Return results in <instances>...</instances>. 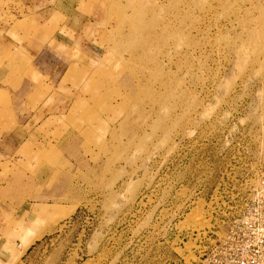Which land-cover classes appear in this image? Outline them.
Returning a JSON list of instances; mask_svg holds the SVG:
<instances>
[{
  "label": "rangeland",
  "instance_id": "obj_1",
  "mask_svg": "<svg viewBox=\"0 0 264 264\" xmlns=\"http://www.w3.org/2000/svg\"><path fill=\"white\" fill-rule=\"evenodd\" d=\"M58 3L71 20L26 75L33 105L67 116L32 165H0V207L48 214L11 264L188 260L183 238L212 195L248 179L264 203V0Z\"/></svg>",
  "mask_w": 264,
  "mask_h": 264
},
{
  "label": "crops",
  "instance_id": "obj_2",
  "mask_svg": "<svg viewBox=\"0 0 264 264\" xmlns=\"http://www.w3.org/2000/svg\"><path fill=\"white\" fill-rule=\"evenodd\" d=\"M58 2L4 0L0 3V165L26 168L57 146L46 139L49 133L44 129L67 115L59 110L57 115H51L45 102L38 101L34 106L32 96L38 85L31 83L26 74L30 69L44 71L47 66L43 59L48 53L47 45L55 40L51 36L63 29L61 19L66 17ZM66 19L64 28L71 20ZM55 44L54 49L64 45L60 41ZM97 80L90 85L88 82L75 85L80 91L72 97V102L90 101ZM40 208L45 207L12 202L8 207H0V264H11L18 252H25L39 241L48 215L41 213Z\"/></svg>",
  "mask_w": 264,
  "mask_h": 264
},
{
  "label": "built area",
  "instance_id": "obj_3",
  "mask_svg": "<svg viewBox=\"0 0 264 264\" xmlns=\"http://www.w3.org/2000/svg\"><path fill=\"white\" fill-rule=\"evenodd\" d=\"M236 184L244 192L212 195L205 225L186 231L185 257H193L183 256L179 264H264V203L254 201L259 193L245 192L253 180Z\"/></svg>",
  "mask_w": 264,
  "mask_h": 264
},
{
  "label": "bare ground",
  "instance_id": "obj_4",
  "mask_svg": "<svg viewBox=\"0 0 264 264\" xmlns=\"http://www.w3.org/2000/svg\"><path fill=\"white\" fill-rule=\"evenodd\" d=\"M193 219V218H192ZM198 219V218H197ZM199 219H200V217H199ZM198 222H200L201 220H197ZM198 224V223H197ZM204 224V223H203ZM201 227V226H200ZM199 227V228H200ZM197 228V227H196ZM198 228V229H199ZM187 246H188V250L190 251V249H191V245L190 244H187ZM188 258H190V257H193V254H191L190 256H187Z\"/></svg>",
  "mask_w": 264,
  "mask_h": 264
}]
</instances>
